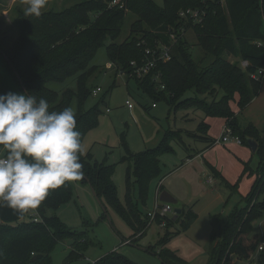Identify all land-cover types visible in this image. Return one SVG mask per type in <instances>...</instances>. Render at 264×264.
<instances>
[{"label": "trees", "instance_id": "16d2710c", "mask_svg": "<svg viewBox=\"0 0 264 264\" xmlns=\"http://www.w3.org/2000/svg\"><path fill=\"white\" fill-rule=\"evenodd\" d=\"M111 2L88 0L61 12H44L38 18L21 15L18 20L20 37L16 44L8 47L4 40L0 42V60L9 70L17 92L25 93L15 74L26 93L45 98L50 110L69 107L72 96H75L78 103L75 113L77 130L81 133L82 142L85 133L96 128L101 114L97 104L87 111L82 107L90 94L86 83L94 71V68H87L88 62L104 41L110 40L106 47L108 56L120 65L126 75L130 69L133 70L131 62L138 66L143 63L145 49L154 50L158 44L169 47L171 57L168 61L156 62L155 68L143 78L132 77L138 89L154 101H164L175 109L198 112L206 118H223L225 128H229L242 145L247 146L248 138L258 145L254 153L258 157L257 178L250 192L241 198L228 216L221 239L209 252L207 264H240L237 260L251 262L260 241V236L253 234V222L264 210V204L257 201L264 194V134L242 118L240 112L261 89L262 80H253L249 75L264 67V48L254 44L264 39V0H209L205 4L202 0H165L162 7L157 6L154 0H120L121 8L111 6ZM189 8H205L200 24L194 25L179 18L178 12ZM127 12L134 13L138 19L132 23L129 36L116 45L114 41ZM188 29L194 31L202 50L213 57L209 66L203 67L191 58L183 37ZM223 53L239 59V62L223 59ZM241 62H246V67L240 66ZM157 75L159 80L154 82ZM73 76H77L76 93L65 91L57 102L56 93L46 84L62 82ZM192 90L193 96L185 97ZM231 103L237 104L238 113L232 111ZM207 132L208 125L201 122L195 131H185V134L212 147L216 141ZM179 133H170L172 135L164 137L158 147L138 154L130 152L124 135H121L120 142L126 152L121 161L133 164L126 171L124 204L119 201L112 182L114 166L105 162L98 164L90 153L80 156L83 165L80 181L92 186L98 197L103 198L107 206L127 223L132 230L131 237L142 233L152 222L161 225L158 218L150 222L138 210L137 204H146L149 183L159 175L158 156L171 151L166 141L175 139L187 152V158L194 157ZM247 173L254 172L244 164L242 175ZM133 185L137 188L136 201L132 196ZM224 185L232 191L238 183ZM157 189L158 192L163 191L161 185ZM71 197L72 187L66 182L50 190L41 205L30 210V216L0 207V264H51V252L65 239H72L77 250L86 249L89 243L86 232L69 230L57 217L46 216L48 210H56ZM180 211L174 222L171 218L165 219L164 233L156 244L162 264H188L165 249L171 237L180 233L170 232V227L179 224L181 231H186L196 220L197 216L191 209L181 208ZM257 256V264H264V251ZM78 257L80 255L76 252H71L63 264H70ZM92 264L133 263L121 255L112 254Z\"/></svg>", "mask_w": 264, "mask_h": 264}, {"label": "rangeland", "instance_id": "374dc122", "mask_svg": "<svg viewBox=\"0 0 264 264\" xmlns=\"http://www.w3.org/2000/svg\"><path fill=\"white\" fill-rule=\"evenodd\" d=\"M84 1L88 0H48L42 13L61 12ZM164 1L154 0V3L162 7ZM25 7L24 0H0V42L4 40L5 46L12 47L18 41L20 37L18 20L24 14ZM91 18H93L92 15ZM137 19L138 17L134 13L127 12L119 35L114 41L116 45L122 43L129 36L131 25ZM183 35L188 44L191 58L203 67L209 66L213 57L205 53L199 46L194 31L188 29ZM136 37L139 38L140 35H136ZM109 44L110 40L107 38L103 46L94 52L92 59L88 62L87 68H94V71L86 83V88L90 94L82 108L87 111L97 104L101 114L98 116L96 128L85 133L82 139L84 150L80 156L90 153L93 155V160L98 164L105 162L106 165L114 166L112 182L119 201L124 204L126 171L133 164L132 162L121 161V158L126 154L120 142L121 135H124L127 146L133 154L158 147L164 137H169L172 135L170 133L176 131L180 132L179 137L185 142L190 153L196 149L203 150L205 145L185 134V131L194 129L196 126V116L191 111L175 109L168 106L164 101H154L144 94L138 89L132 78L133 76L142 77L131 69L130 73L127 74L128 76L122 73L120 65L114 63L108 56L106 47ZM222 58L231 63L239 62V59L230 57L225 53L222 54ZM46 87L56 93L58 102L65 91L70 90L76 93L77 76L62 82H49ZM96 88H99L100 91L96 95H92V90ZM16 89L9 70L0 60V94L9 91L18 93ZM193 94L192 90L185 97L193 96ZM220 95L221 92L217 98ZM127 100L132 104L131 109L125 105ZM153 103L156 104V108H151ZM77 105V99L72 96L69 107L75 113L77 112ZM185 117H188L189 120ZM212 119L214 121L211 123L210 133L214 138H217L223 128L222 121L217 117ZM166 144L169 145L171 151L163 152L158 156L159 175L149 183L146 204L142 206L138 203L137 207L142 214L150 211L159 185L163 186L165 192H167L166 189H172L178 193L180 204L193 205V211L197 215L196 221L191 224L186 233L181 232L173 237L166 244L165 249L175 252L179 258L184 259L189 264H206L207 251L211 246L210 235L212 230L215 228L216 232L223 233L227 216L242 198L243 192L240 191H243V188H239L237 195L230 194V190L225 187L224 183H220L213 177L208 169L204 171L199 165L197 156L191 159L187 158V152L181 148L178 141L169 139ZM0 155L3 153L0 152ZM249 165L256 179L255 170L258 165V157L254 153L249 159ZM162 177H164L162 181H159ZM208 177L212 178L210 186L205 183ZM69 183L72 187L71 199L56 210H48L46 216L57 217L69 230L86 232L89 243L85 247L86 249L77 250L72 239L59 242L51 252V264H63L71 252H76L80 257L70 261V264H92L112 254L121 255L133 264H162L157 256L156 244L164 230L157 223L152 222L142 233L130 237L132 231L127 223L107 206L103 198H99L101 202L99 204L93 197L89 185L82 183L80 179ZM214 186L212 193L209 190ZM132 196L136 201L137 188L135 185L132 187ZM257 201L264 204V194ZM179 203L175 206L171 204L174 210L179 209ZM253 204L254 202L251 203V206ZM102 207L105 208V213H103ZM30 214V211L27 212V216ZM253 234L264 236V210L253 222ZM126 240L128 243L123 242ZM232 258L238 259L235 256ZM237 261L240 264H257V253L252 257L251 262Z\"/></svg>", "mask_w": 264, "mask_h": 264}, {"label": "clouds", "instance_id": "9594fccd", "mask_svg": "<svg viewBox=\"0 0 264 264\" xmlns=\"http://www.w3.org/2000/svg\"><path fill=\"white\" fill-rule=\"evenodd\" d=\"M25 17H40L48 0H24ZM0 94V207L20 215L38 208L50 190L79 180L81 133L71 107L50 110L45 98Z\"/></svg>", "mask_w": 264, "mask_h": 264}, {"label": "crops", "instance_id": "0c3cea01", "mask_svg": "<svg viewBox=\"0 0 264 264\" xmlns=\"http://www.w3.org/2000/svg\"><path fill=\"white\" fill-rule=\"evenodd\" d=\"M230 107H231L233 112H235V113L239 112L237 104H230ZM193 115L196 116L197 122L195 124L196 126L194 127V129H190L189 131H195L198 128V125L201 122H204V124L208 125V132H207L208 136L211 137L212 139H214L215 141L220 140V138L223 135V131L225 129V120L223 118H220L222 121V127L223 128H222L220 134L218 135V137L214 138L210 133L211 123H213L214 120L210 117L206 118L201 113H198V112L193 113ZM240 116L242 118H244L247 122L251 123L261 134H264V77L261 81V89H260L258 95L252 100V102L242 112H240ZM185 118L189 120L188 117H185ZM185 130H187V129H185ZM204 145H205V148L203 150L196 149L195 151L194 150L192 151V153L194 154V157L197 156L199 158V161H198L199 165L204 169V171H207V169H208L210 171V173L213 175V177H215L220 183H224V184L226 183V184H229L231 186L238 183L237 187L234 190L230 191V194L237 195L238 190L241 187V188H243L242 189L243 191H240L241 193L243 192L242 197L246 196L250 192L252 185L255 181V175H253V174L247 173L245 175H242L243 170H244V164L249 165V159H250L251 155L253 154L252 151L248 148V146L242 145L241 143H237L233 139H228V141H226V142L216 143L212 147H207L206 143H204ZM211 169H213L215 171V173L212 172ZM249 169L252 171L250 165H249ZM214 174H218V175H214ZM163 178L164 177L160 178L159 181H162ZM162 188H163V186H162ZM214 188H215V186L213 188H211V190H209V191L213 193ZM166 191L169 193L170 196H172L177 201V203L175 205H178V203H179L178 193H175L172 189H166ZM236 191H237V193H236ZM155 198H156V195H155ZM239 201H238V203H239ZM179 205H180L179 210L181 208H183L185 210L191 209L193 211V205H186V204H180V203H179ZM233 209L234 208H232V210ZM232 210L229 212L228 216L230 215ZM228 216H227V219H228ZM196 219H197V217H196ZM194 222H192V223H194ZM216 223H217V220H216ZM159 226L163 230L165 229L162 225H159ZM176 227H179V229H176ZM187 230L181 231L179 224H175L173 227L169 228L170 232L180 231V233L181 232L186 233ZM175 236H177V235H175ZM175 236H173V237H175ZM221 236H222V234H220L219 232H216L215 228L212 230V233L210 235L211 246L207 251V255H208L207 263L209 260V252H210L211 248L217 244V242L221 239ZM173 237H171V239ZM129 238H128V240H129ZM128 240L123 241V242L126 243V242H128ZM169 251H171V250H169ZM171 252H173V251H171ZM173 253H175V252H173ZM180 259H182V258H180ZM257 259H258V256H257ZM182 260H184V259H182ZM90 263H92V262H90Z\"/></svg>", "mask_w": 264, "mask_h": 264}, {"label": "built area", "instance_id": "2783aa9c", "mask_svg": "<svg viewBox=\"0 0 264 264\" xmlns=\"http://www.w3.org/2000/svg\"><path fill=\"white\" fill-rule=\"evenodd\" d=\"M209 0H202L203 4L208 2ZM211 1V0H210ZM223 2V0H220ZM111 6H119L122 7L120 4V0H112L110 3ZM205 15V8H194V9H182L178 12V16L180 19L185 21H190L192 24H200L203 20V17ZM263 27H264V18H263ZM254 44L258 47L264 48V39L263 40H257L254 42ZM170 48L167 46H163L161 44H158V46L153 49H145L144 51V60L141 65H137L134 62L130 63L131 68L135 71V73L140 76L144 77L148 75L152 69L155 68L156 62H166L170 59ZM246 62H241V66L244 68L246 67ZM249 77L253 80H262L264 77V67L258 68L255 73H252L249 75ZM159 76H154L153 81L158 82ZM100 91L99 88H96L95 90H92V95H96ZM125 105L131 109L132 104L129 100L125 102ZM156 104L153 103L151 105V108H155ZM108 111V110H107ZM228 139H233L237 143H240L239 138L232 136L231 130L229 128H225L223 131V135L220 138V140H217L216 143L220 142H226ZM206 184L210 186L212 184V178L208 177L205 180ZM159 194L160 192L157 191L155 201L153 202L152 208L150 211L146 213V216L148 217L149 221H155L157 218L161 220V225H164L166 218H171L174 215V209L171 204L163 203L159 200ZM30 216V215H29ZM34 221H37L34 219ZM128 243V242H126ZM264 251V236H260V241L257 245V253Z\"/></svg>", "mask_w": 264, "mask_h": 264}, {"label": "water", "instance_id": "95a60500", "mask_svg": "<svg viewBox=\"0 0 264 264\" xmlns=\"http://www.w3.org/2000/svg\"><path fill=\"white\" fill-rule=\"evenodd\" d=\"M15 76H16L17 80L19 81V83L21 84V87H22L23 91L26 93V91H25V89H24L19 77L16 74H15ZM246 142H247L248 148L252 151V153H255L256 150H257V147H258L257 143L254 140L249 139V138L246 140ZM89 187H90V190L92 192L93 197L96 199V201L99 204H101L100 199H99L98 195L96 194L94 188L92 186H90V185H89ZM159 200L161 202H163V203H168V204H172V205H175L177 203V201L165 191H162L160 193ZM102 209H103V213H105L106 212L105 208L102 207ZM180 213H181V211L179 209H175L174 210V215L172 216L171 220L174 222L177 219V217L179 216ZM108 221H109V218H108Z\"/></svg>", "mask_w": 264, "mask_h": 264}]
</instances>
